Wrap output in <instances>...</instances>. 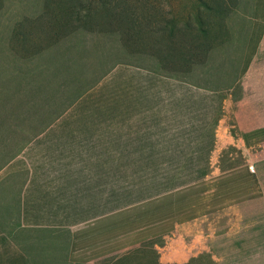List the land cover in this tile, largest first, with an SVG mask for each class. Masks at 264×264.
<instances>
[{
	"label": "rangeland",
	"instance_id": "obj_1",
	"mask_svg": "<svg viewBox=\"0 0 264 264\" xmlns=\"http://www.w3.org/2000/svg\"><path fill=\"white\" fill-rule=\"evenodd\" d=\"M200 30L209 32L210 48L184 62L177 49ZM171 31L176 52L163 62ZM263 44L264 0H0V168L13 161L19 207L25 170L28 180L32 172L17 257L1 264H69L70 224L141 194L133 159L149 155L150 144L193 139L194 128L211 126L215 102L197 94L223 92L226 118L215 138L234 125L239 100L264 106V83L241 85L250 73L264 74ZM211 158L221 168H252L258 195L243 197L230 215L211 214L204 234L226 239L187 264H264V147L229 146ZM172 238L156 239L162 253Z\"/></svg>",
	"mask_w": 264,
	"mask_h": 264
},
{
	"label": "crops",
	"instance_id": "obj_2",
	"mask_svg": "<svg viewBox=\"0 0 264 264\" xmlns=\"http://www.w3.org/2000/svg\"><path fill=\"white\" fill-rule=\"evenodd\" d=\"M250 83H264V74L250 73L245 83L241 84L243 90ZM254 104L252 99H241L236 103L232 111L234 125L222 127L221 134H216L212 151L216 157L229 146L243 153L254 146L264 147V106L258 108ZM224 115L221 122L225 121ZM229 128L234 129L235 136L229 132ZM1 154L3 153L0 150ZM12 163L13 161H10L0 168V264L3 259L17 257L15 253L18 246L19 211L22 215L24 211L25 216L28 214L26 192L32 172L28 180L25 170V192L22 191L19 207L17 177L8 170ZM210 164V174L199 181V186L193 190L164 200L157 201L155 196L124 207L107 209L70 224L67 262L107 264L108 261V264H112L142 243L169 233L173 238L166 241L167 251L162 253V247L154 245L159 264H167L162 262L163 259L187 264L193 258L208 253L213 244H222L225 236L211 240L204 234L205 222L211 214H218L219 217L230 215L240 208L238 205L243 201L249 202L255 198L258 195L257 177L251 176L249 167L242 165L221 168L217 159L212 161V158ZM243 197L246 199L242 201ZM171 198L173 201L168 202ZM106 199L108 200V197ZM25 226L27 227V224ZM21 227H24L23 223ZM217 248L221 250L223 246Z\"/></svg>",
	"mask_w": 264,
	"mask_h": 264
},
{
	"label": "trees",
	"instance_id": "obj_3",
	"mask_svg": "<svg viewBox=\"0 0 264 264\" xmlns=\"http://www.w3.org/2000/svg\"><path fill=\"white\" fill-rule=\"evenodd\" d=\"M171 31L168 40H171L160 53L161 60L164 62H172L176 50L173 47V38L175 34ZM180 32V31H179ZM193 41L186 42L182 40L180 48L177 49V55L184 62L187 58H202L206 56L209 50V32L200 30L194 33ZM183 34V39H184ZM189 60V59H188ZM197 94V93H195ZM198 100L204 99L215 102L211 105V111L208 115L212 116V124L207 127L203 123L202 127L194 128L193 139L182 140L181 142L170 143L166 145L150 144L146 147L149 155L140 159H133L132 164L140 169L142 175L135 184L136 191L141 192L140 195L128 204L149 199L163 193L172 191L181 186L197 182L205 178L211 172L210 156L215 145V131L218 122L223 117V101L225 99L223 92L220 90H210L209 94H197ZM191 97H194L192 94ZM190 97V98H191ZM183 98H176V102H182ZM190 103V100H188ZM131 116V115H130ZM128 116V119H130ZM193 127V126H191ZM188 134V133H187ZM189 137V134H188ZM145 145H138L135 150L139 153L145 152ZM169 155L168 158H159L152 155ZM186 155H191L186 157ZM157 244L156 240L146 241L140 246L128 251L112 264H159L158 253L154 249ZM151 257L146 259V255Z\"/></svg>",
	"mask_w": 264,
	"mask_h": 264
},
{
	"label": "built area",
	"instance_id": "obj_4",
	"mask_svg": "<svg viewBox=\"0 0 264 264\" xmlns=\"http://www.w3.org/2000/svg\"><path fill=\"white\" fill-rule=\"evenodd\" d=\"M249 170H250V171H253V169H252V168H249Z\"/></svg>",
	"mask_w": 264,
	"mask_h": 264
}]
</instances>
